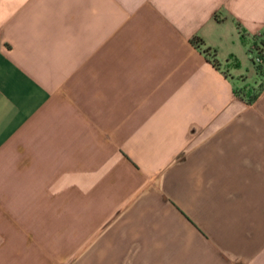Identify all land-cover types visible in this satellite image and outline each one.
<instances>
[{
  "label": "crops",
  "instance_id": "obj_1",
  "mask_svg": "<svg viewBox=\"0 0 264 264\" xmlns=\"http://www.w3.org/2000/svg\"><path fill=\"white\" fill-rule=\"evenodd\" d=\"M258 36L264 0H0V264H264ZM65 199L100 223L59 258Z\"/></svg>",
  "mask_w": 264,
  "mask_h": 264
},
{
  "label": "rangeland",
  "instance_id": "obj_2",
  "mask_svg": "<svg viewBox=\"0 0 264 264\" xmlns=\"http://www.w3.org/2000/svg\"><path fill=\"white\" fill-rule=\"evenodd\" d=\"M251 65L253 66V63L250 60ZM254 69H256V66H253ZM258 83L251 82L246 88H241L240 91L244 90V94L241 95L242 100L245 103H249V98L257 92L258 89ZM120 201V200H119ZM82 205V206H81ZM93 207V203L90 200H84L75 202L74 204L69 199H65L63 206H62V213L61 215H58L55 219L52 221L58 224H64V225H72L75 224L79 228L78 230L71 234L69 237L66 238L65 235H61V241L64 243L62 248H60L57 252V256L59 258H68L70 254L80 245V243L88 236V234L91 231L92 226L97 225L100 223V220L98 221H90V222H83L82 219L78 217L76 212L82 208L86 211L91 210ZM82 225V226H81ZM62 250V252H61ZM48 264H51L49 261Z\"/></svg>",
  "mask_w": 264,
  "mask_h": 264
},
{
  "label": "built area",
  "instance_id": "obj_3",
  "mask_svg": "<svg viewBox=\"0 0 264 264\" xmlns=\"http://www.w3.org/2000/svg\"><path fill=\"white\" fill-rule=\"evenodd\" d=\"M248 53L253 66H264V38L258 36L257 42L253 44Z\"/></svg>",
  "mask_w": 264,
  "mask_h": 264
},
{
  "label": "trees",
  "instance_id": "obj_4",
  "mask_svg": "<svg viewBox=\"0 0 264 264\" xmlns=\"http://www.w3.org/2000/svg\"><path fill=\"white\" fill-rule=\"evenodd\" d=\"M257 42V40L255 41V43ZM259 43H261V42H259ZM262 44V43H261ZM256 71H257V73L258 74H261V73H264V66H262V67H259V66H256V69H255ZM263 75V74H262ZM262 87H263V84H259L258 85V89H257V92L255 93V94H253L250 98H249V101L251 102V101H253L254 99H255V97L258 95V93L261 91V89H262Z\"/></svg>",
  "mask_w": 264,
  "mask_h": 264
}]
</instances>
